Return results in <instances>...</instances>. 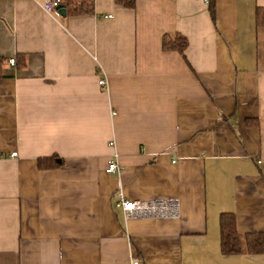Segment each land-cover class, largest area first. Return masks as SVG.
<instances>
[{"label":"crops","instance_id":"crops-1","mask_svg":"<svg viewBox=\"0 0 264 264\" xmlns=\"http://www.w3.org/2000/svg\"><path fill=\"white\" fill-rule=\"evenodd\" d=\"M45 1L0 0V264H264L220 228L264 234V0ZM120 189L179 216L127 219Z\"/></svg>","mask_w":264,"mask_h":264},{"label":"trees","instance_id":"trees-1","mask_svg":"<svg viewBox=\"0 0 264 264\" xmlns=\"http://www.w3.org/2000/svg\"><path fill=\"white\" fill-rule=\"evenodd\" d=\"M126 6H135V0H118ZM67 7L74 14H83L91 12L93 9V0H67ZM258 22L264 24V8H260L257 13ZM188 46V39L183 35H178L172 40L169 37L164 38V48L167 50H178L183 52ZM39 167L41 169L52 168L59 165L54 158H40ZM221 228V249L225 255L233 254H260L264 251V234L248 233L241 235L236 227V217L233 213H224L220 218Z\"/></svg>","mask_w":264,"mask_h":264},{"label":"built area","instance_id":"built-area-1","mask_svg":"<svg viewBox=\"0 0 264 264\" xmlns=\"http://www.w3.org/2000/svg\"><path fill=\"white\" fill-rule=\"evenodd\" d=\"M66 1L67 0H46L43 3V9L49 13H52L56 17H60V6L65 4ZM205 2H208V0H205ZM104 17L112 18V15ZM10 63L15 64V59H10ZM100 83L102 86H106L107 80L102 79ZM11 156L16 157L18 156V153L13 152ZM120 171L121 167L118 160H110L106 167V173L115 175L120 173ZM117 196V206L123 210L127 219L174 218L179 216V201L176 198L130 200L125 196L122 189L118 191ZM134 264H139V261H136Z\"/></svg>","mask_w":264,"mask_h":264},{"label":"water","instance_id":"water-1","mask_svg":"<svg viewBox=\"0 0 264 264\" xmlns=\"http://www.w3.org/2000/svg\"><path fill=\"white\" fill-rule=\"evenodd\" d=\"M60 12L62 16H65L66 14V6L63 4L60 6Z\"/></svg>","mask_w":264,"mask_h":264}]
</instances>
